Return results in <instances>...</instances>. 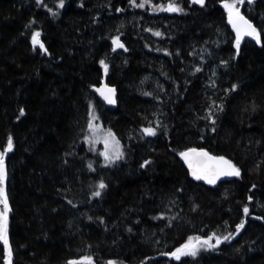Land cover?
<instances>
[{
	"label": "trees",
	"instance_id": "obj_1",
	"mask_svg": "<svg viewBox=\"0 0 264 264\" xmlns=\"http://www.w3.org/2000/svg\"><path fill=\"white\" fill-rule=\"evenodd\" d=\"M169 1L0 0L12 264H264V0L236 4L260 36L239 48L225 0L161 10ZM104 79L115 107L92 89ZM92 104L124 145L113 164L87 145ZM191 147L226 156L240 176L196 181L179 157ZM224 227L229 240L171 256ZM9 259L0 240V264Z\"/></svg>",
	"mask_w": 264,
	"mask_h": 264
},
{
	"label": "snow or ice",
	"instance_id": "obj_2",
	"mask_svg": "<svg viewBox=\"0 0 264 264\" xmlns=\"http://www.w3.org/2000/svg\"><path fill=\"white\" fill-rule=\"evenodd\" d=\"M37 2L41 3L42 0H37ZM149 2L150 0H143L142 3L137 4L136 0H130V3H132L136 7H144V4L149 3ZM192 3L203 5L205 3V0H192ZM237 3L243 4L244 0H232L231 3L229 2V0H225L224 2V7L229 10V22L233 25V27L237 31L236 47L239 48L240 39H241V27L237 26V23H236L237 20L242 22V27L244 28L243 34L254 36L257 42L259 43L260 42L259 33L253 27L250 21L246 20L242 15H240L239 10L236 9ZM248 3H252V0H248ZM60 6L63 7V0H60ZM161 10L177 11V12L182 11V9L179 8L178 6H174V0L173 2H170L166 7L162 6ZM233 10H235L236 20L233 19ZM39 35H40L39 32L33 33L32 43L34 47L37 44H39V47L43 51L46 52L47 50L44 48V45L40 43L38 39ZM155 35L159 36L160 33L157 32L155 33ZM112 42L116 47H120V48L124 47L123 44L119 43V37L114 38ZM100 63L101 65H104L105 71H107V65H105V62L100 61ZM197 71H199V69H197ZM233 87L235 88V86ZM97 91H100V90L97 89ZM109 91L112 92L113 94L115 92L114 89H109ZM101 95H103V93H101ZM104 99L109 104L115 103L114 98H112L111 96L105 95ZM20 114L21 115L24 114L23 109L20 110ZM92 128H93V125L91 122H89V129H92ZM143 131L147 135H155V130L153 128H145L143 129ZM108 135L112 136V133L109 132ZM105 146L107 147V140L105 141ZM115 146H116L115 158L119 159L120 156L122 155V153L119 151V141H115ZM12 147H13L12 138L9 137L8 142H7V148L5 149L4 152H0V203L4 204V211L0 212V240H2L5 245L8 244V241L6 239V229H7V213L8 211H10V209L8 208L7 197L4 191V187H3L5 176H6V173L4 170V156L7 151L12 150ZM102 154L105 155L106 160L110 159L107 153H102ZM179 155L186 161V163L188 164V167L192 169V175L197 180L205 179L208 183L213 184L221 176H236V177L240 176V169L236 167L234 164H232L231 161L225 159L224 157H213V156H210L207 152L203 150L198 151L197 149H189L187 152H182ZM190 156L202 157V158H205V160L198 161L197 163L193 164V161L189 158ZM208 162H213V163L210 164ZM148 163H150V161H145L144 164L141 166L144 167ZM89 167H91V165H89ZM105 187L106 185L103 182L99 184L100 189H103ZM100 194H101L100 191H95L93 193L94 196H100ZM69 203H71V201H69ZM243 211L245 215H248L249 209L247 207H245ZM243 226H244V222L241 221V223L237 225V228H236L237 233H239L240 229L243 228ZM231 236L232 234L230 233L229 235L224 236L222 239L224 241H227L231 238ZM211 239L212 237H209L207 240L203 241V243L209 244V241ZM190 241H191V238H190ZM219 243H221V238L217 237L216 244H219ZM209 246L214 247V245H210V244ZM190 247H191L190 242L186 243L182 245L180 248H177L175 252L171 253V255L174 256L177 260L180 259L181 255H188V254L195 255L194 251L191 253H189L188 251H185L186 249H189ZM84 260L88 261L89 264H91V258L85 257ZM70 264H76V262H70ZM109 264H112V262H109Z\"/></svg>",
	"mask_w": 264,
	"mask_h": 264
},
{
	"label": "rangeland",
	"instance_id": "obj_3",
	"mask_svg": "<svg viewBox=\"0 0 264 264\" xmlns=\"http://www.w3.org/2000/svg\"><path fill=\"white\" fill-rule=\"evenodd\" d=\"M176 1L177 0H174V6H178ZM169 2H173V0H170ZM233 11H235V10H233ZM239 12L241 13L240 10H239ZM119 43H120V40H119ZM89 122H91L93 125V128L89 129V124H88V130H87V134H86V142H87L89 149L92 150L93 152L99 153L102 156L103 161L106 164H113L114 162H116L118 160L115 158V152H116L115 141H119V151L122 153V155H123V151H124L123 143L115 135V133L113 131L104 127V125L102 124V122L100 120L99 114L97 113L93 104L90 106ZM109 132L112 133V136L108 135ZM106 140H107V147L105 146ZM102 153H107V155H108V157H110V159L106 160L105 155H103ZM227 232H228L227 228L224 227V228H220V229L215 230L213 233L210 234V236L197 235L190 241L191 247L189 249H186L185 251H188L189 253H191L193 251L195 252L196 250H198L200 248H207L208 249V248H210L209 244L214 245L216 243L217 237L221 238V240H222V238L227 235ZM213 234H215V235H213ZM209 237H212V239L209 241V244H204L203 241L207 240ZM175 251H173V252H175ZM112 264H116V263H112Z\"/></svg>",
	"mask_w": 264,
	"mask_h": 264
},
{
	"label": "water",
	"instance_id": "obj_4",
	"mask_svg": "<svg viewBox=\"0 0 264 264\" xmlns=\"http://www.w3.org/2000/svg\"><path fill=\"white\" fill-rule=\"evenodd\" d=\"M239 13H240V12H239ZM240 15H242L246 20L250 21V20H249V19H248L243 13H240ZM233 19L236 20V17H235V11H233ZM250 22H251V24L253 25V27L256 29L254 23H253L252 21H250ZM229 23H230V22H229ZM236 23H237V26H238V27H241V39H240V42H242V41H243L244 39H246V38H249V39H251V38H255L254 36H249V35H245V34H243V33H244V28L242 27V22H241V21L237 20ZM230 25H231L232 30H233L234 33H235V37L237 38V31H236V29L233 27V25H232L231 23H230ZM92 89H93L94 91H96V93L99 95V97H100V98H101V99H102V100H103L108 106H110V107H115V106L117 105V95H118L117 90H116L115 86L110 85V84L107 82L106 79H104L103 82H102L100 85L94 86ZM97 89H99L100 91H97ZM109 89H114V90H115L114 94H113L112 92H110ZM101 93H103V95H101ZM105 95H107V96H111L112 98H114L115 103H114V104H109V103L104 99V96H105ZM189 149H197L198 151H199V150H203V151L207 152L210 156H213V157H224L225 159L231 161L232 164H234L236 167H238V166H237L232 160H230V159L227 158L226 156L214 154V153L210 152L209 150H207L206 148H203V147H191V148H187V149L183 150L182 152H187ZM182 152H181V153H182ZM179 157H180V159L183 161V163L185 164V166L187 167V169H188V171H189L191 177H192L193 179H195V177L192 175V169H190V168L188 167V164L186 163V161H185L180 155H179ZM189 158L193 161V164L197 163L198 161H204V160H205V158H202V157H196V156H190ZM208 163L212 164L213 162H208ZM238 168H239V167H238ZM239 169H240V168H239ZM240 174H241V170H240ZM234 177H236V176H221V177H220L218 180H216V182L213 183V184L208 183L205 179H201V180H197V179H195V180H196V181H201V182H203L204 184H206V185H208V186L216 187L220 182H222V181H227V180H231V179H233ZM3 185H4V191H5V194H6V197H7V185H6V180H4V184H3ZM7 204H8V200H7ZM8 208H9V207H8ZM10 214H11V209H10V211H8V214H7V229H6V234H7V231H8V224H9V216H10ZM6 239H7V238H6ZM7 241H8V239H7ZM8 245H9V243L6 245V247H7V249H8V254H9V256H10V259H9V261H8V264H12V255H13V254H12V251L9 250Z\"/></svg>",
	"mask_w": 264,
	"mask_h": 264
}]
</instances>
